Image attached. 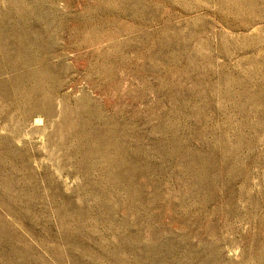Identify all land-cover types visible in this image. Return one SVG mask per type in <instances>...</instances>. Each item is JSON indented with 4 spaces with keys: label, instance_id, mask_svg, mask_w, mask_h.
Instances as JSON below:
<instances>
[{
    "label": "rangeland",
    "instance_id": "rangeland-1",
    "mask_svg": "<svg viewBox=\"0 0 264 264\" xmlns=\"http://www.w3.org/2000/svg\"><path fill=\"white\" fill-rule=\"evenodd\" d=\"M0 83V264H264V0H0Z\"/></svg>",
    "mask_w": 264,
    "mask_h": 264
},
{
    "label": "bare ground",
    "instance_id": "bare-ground-1",
    "mask_svg": "<svg viewBox=\"0 0 264 264\" xmlns=\"http://www.w3.org/2000/svg\"><path fill=\"white\" fill-rule=\"evenodd\" d=\"M19 27V26H18ZM29 40V39H28ZM21 64V63H20ZM29 69V68H28ZM45 71L43 70H26V72L21 74V76L14 77L12 81L14 83L19 84L23 87H26L27 89H24L23 91V100H30L32 95H35L39 97L37 100L33 99L35 101L29 102L31 103L32 111H38L43 112L46 110L45 102H50L51 96L49 94H46V92L43 90V85L47 81L48 76ZM49 74V73H48ZM25 79V81H23ZM3 83V82H2ZM1 84V83H0ZM2 86V85H1ZM22 89V88H21ZM19 89L18 91H20ZM23 90V89H22ZM21 90V91H22ZM54 90V89H53ZM20 95V94H19ZM39 95V96H38ZM21 96V95H20ZM19 98V97H18ZM18 101V100H17ZM21 103V102H19ZM15 104V103H14ZM26 114V113H25ZM42 114V113H41ZM28 118V117H27ZM91 127V126H90ZM96 146V145H95ZM17 155V154H16ZM22 159V158H21ZM115 172V171H114ZM113 174V173H112ZM114 176V175H113ZM89 182V181H88ZM54 183V182H53ZM65 185V184H64ZM29 197V196H28ZM98 197V196H97ZM52 211V210H51ZM93 238V237H92ZM139 248V247H138ZM146 258V257H145ZM163 258V257H162ZM167 263V262H166Z\"/></svg>",
    "mask_w": 264,
    "mask_h": 264
}]
</instances>
